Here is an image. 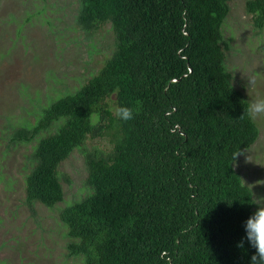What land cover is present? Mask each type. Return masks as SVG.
<instances>
[{"label":"trees","instance_id":"trees-1","mask_svg":"<svg viewBox=\"0 0 264 264\" xmlns=\"http://www.w3.org/2000/svg\"><path fill=\"white\" fill-rule=\"evenodd\" d=\"M231 9V0H78L74 22L88 38L109 27L111 53L79 86L36 98L7 122L9 143L33 149V212L36 202L64 200L59 168L74 150L110 139L108 152L85 150L91 193L60 212L67 255L83 264H250L255 249L237 245L256 199L236 163L260 129L228 65ZM244 9L264 30V0ZM116 106L134 118L119 120Z\"/></svg>","mask_w":264,"mask_h":264},{"label":"rangeland","instance_id":"rangeland-1","mask_svg":"<svg viewBox=\"0 0 264 264\" xmlns=\"http://www.w3.org/2000/svg\"><path fill=\"white\" fill-rule=\"evenodd\" d=\"M231 5L224 37L231 45L233 83L252 101L264 99V30L257 33L245 0H231ZM77 8L78 0H0V264H83L82 257L67 255L69 237L60 212L91 193L85 150L108 152L110 139H88L74 150L59 168L64 200L53 207L36 202L33 212L25 203L33 149L10 144L7 128L8 120H21L18 113L36 98L47 102L57 89L85 82L111 53L113 32L106 26L88 38L74 22ZM255 121L259 136L239 155L236 168L252 188L257 208L264 206V117Z\"/></svg>","mask_w":264,"mask_h":264},{"label":"clouds","instance_id":"clouds-1","mask_svg":"<svg viewBox=\"0 0 264 264\" xmlns=\"http://www.w3.org/2000/svg\"><path fill=\"white\" fill-rule=\"evenodd\" d=\"M249 84H254V81L250 80ZM114 115L119 120L128 121L134 118V111L127 106H116ZM246 115L250 120L264 117V99L251 101L246 110ZM244 230L246 236L242 238L237 247L242 248L244 240H247L249 245L255 249V254L252 255L250 264H264V206H258L256 211L246 220Z\"/></svg>","mask_w":264,"mask_h":264}]
</instances>
